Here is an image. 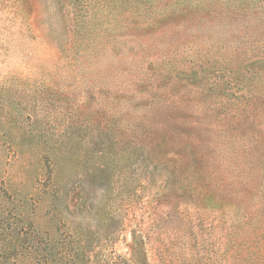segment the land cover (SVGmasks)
Listing matches in <instances>:
<instances>
[{
  "label": "rangeland",
  "instance_id": "374dc122",
  "mask_svg": "<svg viewBox=\"0 0 264 264\" xmlns=\"http://www.w3.org/2000/svg\"><path fill=\"white\" fill-rule=\"evenodd\" d=\"M14 3L0 0V264H264V0ZM48 151L68 182L55 204L34 188ZM107 164L109 197L93 171Z\"/></svg>",
  "mask_w": 264,
  "mask_h": 264
},
{
  "label": "trees",
  "instance_id": "16d2710c",
  "mask_svg": "<svg viewBox=\"0 0 264 264\" xmlns=\"http://www.w3.org/2000/svg\"><path fill=\"white\" fill-rule=\"evenodd\" d=\"M68 1L70 4H74V3L79 2V0H68ZM13 6H14L15 10L21 11L20 5L18 3H16V0H15V3L13 4ZM45 144L46 145L49 144V141L46 140ZM42 157L45 158L44 163L46 164V172H44L42 174H40V173L37 174L38 177H37V180H35L36 185L34 188H36L37 190L42 189L43 196H45L46 199H49L48 202H50L51 204H55V203H57V201L59 202V200L63 199L64 196L66 195V187L68 186V182H67L66 175H65L66 169H65V166L61 168L60 164L57 162L58 156L55 155V158H54L52 156V152L48 151L47 153H44ZM127 166H128V164L125 163L124 166L120 169L121 173L125 172V171L123 172V169L126 168ZM108 169H109V167L107 164V165H105V167L99 166L98 168L94 169L93 171L95 173L100 172L102 175H104V178H103L104 181L106 179L108 180V182L106 183L107 186H106L105 190L107 191V194L109 197V195H111V193H112V190L113 189L118 190V188L116 187V189H115L113 187V189H112L111 180H109V179H110V174L112 173L113 169L110 170L109 172H108ZM123 179H124V175H123ZM124 186H126V183L123 184V187ZM108 191L111 193L109 194ZM75 196H76V200L79 199V201H81L79 204L82 205L84 200L79 197V193H76ZM208 201L210 202L211 199L208 198ZM40 202H41V200H40ZM37 206H38V202H35V203L33 202L32 207H31V211L28 212V215H31V214L35 215V212L37 210L36 209ZM262 207H264V206H262ZM68 208H69V205H65L63 212H65V211L67 212ZM63 212H58V210H56V208L53 207L51 212H49V219L52 221H55V222L63 221L67 217ZM104 219H112V218H111V216L109 217L108 214H105ZM56 226L59 227V225H56ZM42 227L43 226L39 227L38 229L42 231ZM36 230H37L36 223L34 222V220L30 219L28 221V227L24 230L28 233V237H29V241H28L29 245L27 247V250L29 252H32L37 247H39L38 246L39 240L37 238V233H36L37 231ZM18 233H19V231H18ZM132 242L134 245L143 244L142 238L139 235H135V234H133V236H132Z\"/></svg>",
  "mask_w": 264,
  "mask_h": 264
}]
</instances>
